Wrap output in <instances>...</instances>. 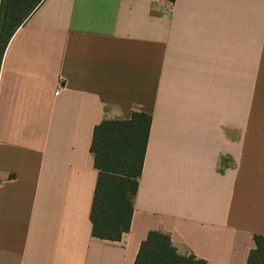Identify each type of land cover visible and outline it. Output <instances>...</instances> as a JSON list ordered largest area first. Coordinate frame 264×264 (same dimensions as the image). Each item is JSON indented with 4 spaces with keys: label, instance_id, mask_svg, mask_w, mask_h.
I'll return each instance as SVG.
<instances>
[{
    "label": "crops",
    "instance_id": "1",
    "mask_svg": "<svg viewBox=\"0 0 264 264\" xmlns=\"http://www.w3.org/2000/svg\"><path fill=\"white\" fill-rule=\"evenodd\" d=\"M134 113L131 227L99 239L93 131ZM152 231L208 264L264 235V0H44L7 46L0 264H134Z\"/></svg>",
    "mask_w": 264,
    "mask_h": 264
},
{
    "label": "trees",
    "instance_id": "2",
    "mask_svg": "<svg viewBox=\"0 0 264 264\" xmlns=\"http://www.w3.org/2000/svg\"><path fill=\"white\" fill-rule=\"evenodd\" d=\"M44 0H2L0 6V70L16 30ZM151 119L134 113L129 120H104L93 131L90 151L98 171L91 209L93 236L118 241L130 230L133 201L143 169ZM247 264H264V235L254 236ZM134 264H208L177 253L169 235L152 231L142 242Z\"/></svg>",
    "mask_w": 264,
    "mask_h": 264
}]
</instances>
